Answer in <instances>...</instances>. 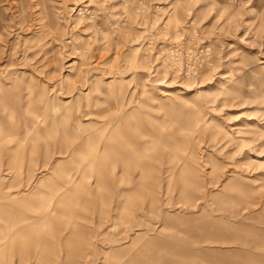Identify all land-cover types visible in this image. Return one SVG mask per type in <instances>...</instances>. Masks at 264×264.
Masks as SVG:
<instances>
[{
	"label": "rangeland",
	"instance_id": "374dc122",
	"mask_svg": "<svg viewBox=\"0 0 264 264\" xmlns=\"http://www.w3.org/2000/svg\"><path fill=\"white\" fill-rule=\"evenodd\" d=\"M0 264H264V0H0Z\"/></svg>",
	"mask_w": 264,
	"mask_h": 264
}]
</instances>
